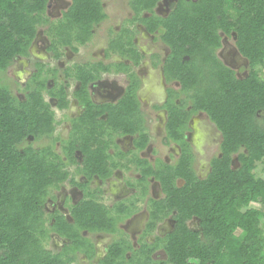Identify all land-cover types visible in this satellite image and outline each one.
Returning <instances> with one entry per match:
<instances>
[{"label": "trees", "instance_id": "1", "mask_svg": "<svg viewBox=\"0 0 264 264\" xmlns=\"http://www.w3.org/2000/svg\"><path fill=\"white\" fill-rule=\"evenodd\" d=\"M158 1L128 0V5L133 12L130 21H139L148 32L157 31L167 45L163 75L167 82L179 84L178 90L168 89L164 107L168 115L166 138L181 147V154L174 163L148 172L165 194V199L152 200L151 224L160 213L176 211L175 229L163 240L167 257L163 264H264V211L251 205H264V177L255 173L260 165L264 174V0H176L166 16L154 14ZM48 3L0 0V73L16 57L30 58L29 47L40 26L47 25L48 51L56 58L62 55V48L75 52L76 44L88 42L94 26L106 17L101 0H70L61 17L50 20ZM144 10L150 15L143 16ZM220 33L234 34L235 47L247 59L245 77L238 78L218 58ZM132 36V31L122 26L109 37L105 57L115 54L134 66L139 64L144 55L134 46ZM34 67L37 70L22 99L0 80V264H73L75 249L71 245H65L61 252H52L44 245L49 230L68 237L74 245L86 246L88 241L79 229H108L114 221L92 199L82 201L72 211L74 224L56 221L47 228L42 203L48 187L64 177V171L51 145L37 148L25 142L29 136L51 135L54 129L53 110L42 94L48 77L43 75L42 64L35 62ZM100 68L125 71L130 83L117 105L95 106L86 93L95 69L87 64L74 67V76L81 82L77 97L87 107L81 120L86 132L74 141L79 150L90 153L89 163L92 153L97 157L95 162L106 156L105 148L98 144L96 148L86 145L88 136H99L105 123L124 133L145 136L138 126L137 76L123 61ZM65 74H69L68 68ZM56 97L58 107L67 105L61 87ZM198 112L205 113L221 132L219 154L210 159V171L204 179L196 176L193 152L184 139L187 121ZM101 113H107L106 122L97 119ZM75 142L65 149L72 153ZM178 179L183 182L178 184ZM123 209L121 206L117 211L122 213ZM193 217L198 219V231L186 225ZM124 251L122 247L113 256L124 257ZM141 253L135 264H158L152 261L145 243ZM111 256L109 253L108 258Z\"/></svg>", "mask_w": 264, "mask_h": 264}, {"label": "flooded vegetation", "instance_id": "2", "mask_svg": "<svg viewBox=\"0 0 264 264\" xmlns=\"http://www.w3.org/2000/svg\"><path fill=\"white\" fill-rule=\"evenodd\" d=\"M161 1L162 0H159L153 7V12L154 14L159 16H166L172 6L175 4L176 0L173 2V4H171L168 12L157 13L156 7ZM51 2L52 1L49 0L47 9L50 7ZM54 3H58L59 7H61V4L62 8L66 5V7H64L60 11V16L57 17L60 18L62 12L65 11L70 5V0H55ZM101 5L107 17L108 14L105 11L103 0H101ZM132 14L133 12L131 10V16L128 18V22L131 23V26L125 27L132 31L133 44L138 49V51L144 55V58L140 61L139 64L134 66L130 60L121 58L120 56L115 54H112V56H110L109 58L105 57L104 55L109 37H111L114 33H118L122 26L118 28V31H116L114 26H110V28H107L108 37L105 41V47L102 50V55L96 56L93 60L87 59L82 62V64H87L88 67H91L92 71L95 69V78L91 80L86 87L87 97L92 105H117L118 101L122 98L127 86L130 83V79L125 71H115L114 69H112V71H105L104 69L100 68V65L101 67H103V65L107 63L123 61L128 65V67H130L129 71L134 73L139 81V85L136 88L135 92L137 100L139 102V111L141 114V117H139L141 120L138 122V126L141 128L145 136L140 135V133L138 132L124 133L122 129L116 130L113 127L110 128V126L105 123V127H102V131L99 136L93 137L90 135L88 136V139L86 141V145L90 148H96L97 144L99 148H105L106 156L102 161H93L97 157L92 153L91 162L89 163L87 155H89L90 153L86 154V152H82L76 147L78 144L74 140L79 141V138H81L80 134L83 131L86 132V130H84L85 126H81V120L86 112L87 107L85 104L81 103L77 97L81 90V82L74 76L75 72H73V74L69 73L68 75H64V70L67 69V67H65L62 71V77L59 76L58 65L62 63L64 52L59 57L55 58L48 51V40L45 43L46 50L43 52V54L33 55L30 50L32 47L31 43L29 47L30 58L16 57L12 63H22L23 65L31 67L23 74L22 77H19L20 82L24 80L23 84L26 89L32 75L37 70L34 67L35 62H39V64L43 65V71L48 70L47 63L49 61L50 63H53V69L55 68V72H53L54 78L52 77L53 83L51 85H48L47 78L45 87L43 89L46 95L45 93L42 94L44 100L48 102L50 108L54 113L53 132L57 128L56 124L62 126L63 128H66L67 132L65 135H60V138H58L61 148L60 151L57 152L52 147L53 153L59 156L58 159L62 165L64 177H62L54 186L48 187L47 194L45 195V199L42 203L44 218L47 221V228H52L53 224H55L56 221H65L69 224H74V219L71 215L72 211L75 210L76 206H78L82 201L85 200L89 201L93 199L97 203L101 204L105 208V210L108 211L109 215L113 216L112 221H114V224L109 226L108 229L97 227L79 229L80 236L88 241V244L86 246H79V244L74 245L75 242L72 244V241L68 237L62 236L54 229L49 230L47 239H49V243H51V246L48 249H50L52 252H61L64 249L65 245H71L73 249H75V261L73 262V264H135L136 259L141 258V247L144 243L148 245L149 256L151 257L152 261L158 264H163V262L167 258L166 252L164 250L163 240L174 231L176 226V219L174 216L176 211L174 210L171 212L167 210V213H160L159 216H155V223L151 224V214L153 212L152 200L160 201L161 199H165V194L162 192L160 184L155 179L154 175L148 172L150 169L155 171L156 168L162 167L165 164L169 165L174 163L181 154V147L177 143L169 141L166 138V122L168 115L167 110L164 107V103L168 98V89L172 88L174 90H178L179 84L176 81H172L178 86L177 89L171 87L169 84H171L172 82H167L163 75L161 65L167 53L169 52L167 45L163 43V41L158 37L157 31H154L153 33L148 32L145 26L139 21L131 22L130 18L132 17ZM142 15L147 17L150 14L148 11L144 10L142 12ZM97 25H99V23ZM97 25H95L92 30L93 34ZM139 26H142L143 31L147 35L151 36L154 41H160L163 46L167 47L168 51L163 57L160 56L158 52L147 54L141 49L139 45H136L135 33L136 30L139 31ZM109 33H111L110 36ZM37 34L35 38L39 37V35ZM220 34L222 37L221 45L217 49V51L222 47L228 49V46L230 45L229 42L232 39L233 43L235 41V36L233 33H231L230 35H224L223 33ZM237 52L239 53L238 50ZM113 55L115 57H119V59L116 61L112 60ZM219 59L225 65L232 68L238 78H243L246 76L248 63L247 59L242 55L240 58L241 60L236 59L235 65H228L226 61H223L221 58ZM144 60H146V62L149 61L151 67L159 71V75L163 82L159 77L160 83L158 84V87L159 89L162 88L161 90L164 95L163 99H160L161 95H159V89L157 90V88H155V91L152 92L154 86L150 88V91L153 95L152 97L149 96L147 99L146 97H144L143 99L138 95L141 93L142 89L141 77L134 71V68L139 66ZM99 62H102V64H99ZM154 63H157V65L154 66ZM110 72L123 73L126 75L125 77H127L125 85L120 91L119 96L117 95V97H114L115 94H109L106 91V88L109 87L106 86L107 79L104 75ZM26 77L30 79L25 80ZM72 82L75 84L73 88H71L70 86ZM56 84L58 86H55ZM148 84L149 83H147L146 86H148ZM60 87L66 93L67 105L63 108L58 107L59 102L58 98L56 97V94ZM112 89L115 90L114 87H111V90ZM51 90L54 95L50 94ZM24 96L22 98H24ZM46 96L50 99V101L46 100ZM149 101L151 102L149 103ZM141 102L147 105V109L151 110V114L143 110V107L140 106ZM57 112H64L65 120H59L56 117ZM199 114L205 116L206 121L204 119H201V123H197L196 117ZM97 119H99L101 122H106L107 113L98 114ZM152 120H157L156 123L158 122V124H154ZM157 127L162 131L160 134V143L162 144V146L175 147L174 154H172L175 157L174 159L172 155L166 157L165 154H162V152H153L152 144L154 142L152 140V133ZM203 134L208 137V139L206 140V144L208 146H211L214 142L215 149L210 153V156L208 157V166L204 175H201L200 173L195 171L196 176L201 179H204L210 171V159L213 156L219 154L221 132L217 129L216 125L209 120L205 113L198 112L192 114L187 121V128L184 131V139L189 144L191 151L197 148V139ZM49 136L50 135H41L40 137L49 138ZM30 137L32 138V136H29L27 139H29ZM143 137H145L146 141L143 140ZM72 142H75L73 145L76 148L72 151V153H70V151H67L65 147H69V144ZM140 142L144 143L142 147L138 146V143ZM194 159L195 157L193 154V164ZM235 166H237V162L234 159L233 167ZM179 181H181V183L183 182L181 179H178V184H181L179 183ZM102 195H105L108 199L112 197L110 198L108 204H104V201L100 199ZM121 206H124V211L122 213H119L117 211V208ZM186 225L195 231H198L200 229L198 219L194 217L187 220ZM113 247L114 251H118V253L121 248L124 247V257L113 256L115 253L111 250V248ZM109 253H112V256L110 258H108Z\"/></svg>", "mask_w": 264, "mask_h": 264}, {"label": "rangeland", "instance_id": "3", "mask_svg": "<svg viewBox=\"0 0 264 264\" xmlns=\"http://www.w3.org/2000/svg\"><path fill=\"white\" fill-rule=\"evenodd\" d=\"M51 1L52 2H51L50 7L46 10V15L50 20H56V18L59 17L61 14L60 11L64 7H66V5L63 6V8H62L61 4H60L61 7H59L58 3H54L55 0H51ZM103 1H104L105 11L107 12L108 15L101 23H99V25H97L95 27L94 34L91 37V39L84 45L76 44V48H77L76 52H73L68 47L61 49L64 52V55L62 57V63H60L58 65L59 66L58 73H59L60 77H62L63 68L67 67L68 72L70 74H73L74 67L76 65L82 64V62L84 60H87V59L93 60L96 56L102 55V50L105 47V41L108 37L107 28H110V26H114L116 31H118V28H120L121 26H127V27L131 26V23L128 22V18L131 16V10L128 7V3H127L128 0H103ZM174 1L175 0H162L156 7L157 13L168 12L169 7H171V4H173ZM46 28H47V25H43V26H40L38 29L37 35H39V37L35 38L33 40L32 47L30 49L31 53L33 55H38V54L41 55L46 50L45 49V43L48 41L47 35L44 31ZM110 35H111V33H109V36ZM135 42H136V45L137 46L139 45L141 47V49L144 52H146L147 54L152 53V52H158V54L163 57L166 54V52L168 51L167 47L163 46L160 41H154L151 38V36L147 35L143 31L142 26H139V31L136 30ZM230 42H229L230 45L228 46V49H226L224 47L220 48L217 51V55L223 61H226L228 63V65H233V64L235 65L236 59L239 60L241 58V55L237 52L235 45L233 43V39ZM118 59H119V57H115L113 55L112 60L116 61ZM147 59H148V57H147ZM47 64H48V70L43 71V75L46 73V75L48 77V80H47L48 83L47 84L51 85L53 83V78H54V76H53L54 71L52 70L53 69V63H50V61H49ZM29 68H31V67H28L27 65H23L22 63L21 64L20 63H14L11 66H9L7 71L0 73L1 82L4 83V85H6V87L9 88L11 90V92H13L14 95L19 97V98H22L27 92V89L23 84L24 80H22V82H20L19 77L20 76L22 77L23 74L29 70ZM134 71L141 77L142 89H141V93L138 94L140 96V98L142 97L144 99V97H146V99H147L149 96L152 97L153 96L152 92L155 91V88H157V90L159 89L158 84L160 83L159 80L161 79V77L159 75V71L153 69L150 65V62L149 61L146 62V60H144L143 62H141V64L139 66L134 68ZM262 73L264 75V69L262 70ZM104 76H106V79H107L106 86L109 87V88H106L107 89L106 91L109 94H111V93L115 94L114 97H117V95L119 96L120 91L122 90V88L125 85V82L127 79V77H125L126 75L123 73L110 72ZM159 77H160V79H159ZM26 79L29 80L30 78L26 77L25 80ZM161 81H162V79H161ZM147 83H149L148 86H146ZM74 85L75 84L72 82V84L70 85L71 88H73ZM169 85L175 89H177V86H178L176 83H173V82ZM152 86H154V89L151 92L150 88ZM111 87H114L115 90H113V89L111 90ZM161 89L162 88L159 89V95H161L160 99H163L164 95H163ZM42 92L45 93L44 90ZM45 95H46V93H45ZM46 100L50 101V99L47 96H46ZM151 101H149V103ZM140 106L143 107V110H145V112H149V114H151L150 113L151 110L147 109V105H145L144 103L141 102ZM56 117L59 120H65L64 112H61V113L57 112ZM201 119H204L206 121V117L199 114L196 117L197 123H201ZM156 121L152 120V122L154 124H158V122L156 123ZM56 125H57V128L49 136V138H46V137H43V138H41V137L40 138L39 137L33 138L32 137L31 138L30 137L25 142L30 143L36 147L51 145L53 147V149H55L57 152L60 151L61 148H60V143L58 141V138H60V135H65L67 131H66V128H63L62 126H60L58 124H56ZM161 132H162L161 129H159L157 127V128H155V131L152 133V135H153L152 140L154 142L152 144V149H153V152H155V153L162 152V154H165L166 157H169L170 155L174 154L175 147L174 146H169V147L162 146V144L160 143ZM207 139H208V137L205 136V134L199 136L197 139L198 141L196 142L197 148L193 149V151H192L194 154V157H195L193 168L195 169V171H197L201 175H204V173L206 172L207 166H208L207 165L208 157L210 156V153L212 151H214V149H215L214 142L213 143L210 142V143H212L211 146L210 145L208 146L206 144ZM174 158L175 157L173 156V159ZM260 167L261 166L258 165V167L255 169V173L257 176L264 177V174H262V172L260 171ZM179 183H181V181H179ZM110 198H112V197H110ZM110 198L109 199L106 198L105 195H102L100 197V199L104 201V204H108V202L110 201ZM251 205L257 207L259 210L264 211V205H261L259 203H251ZM263 222H264V218L261 219V225ZM44 245L47 248H49L51 246V243H49V239L45 238Z\"/></svg>", "mask_w": 264, "mask_h": 264}]
</instances>
